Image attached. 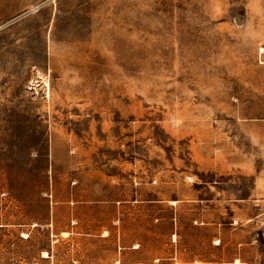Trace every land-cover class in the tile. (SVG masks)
<instances>
[{
	"label": "rangeland",
	"instance_id": "374dc122",
	"mask_svg": "<svg viewBox=\"0 0 264 264\" xmlns=\"http://www.w3.org/2000/svg\"><path fill=\"white\" fill-rule=\"evenodd\" d=\"M264 0H0V264H264Z\"/></svg>",
	"mask_w": 264,
	"mask_h": 264
},
{
	"label": "bare ground",
	"instance_id": "6f19581e",
	"mask_svg": "<svg viewBox=\"0 0 264 264\" xmlns=\"http://www.w3.org/2000/svg\"><path fill=\"white\" fill-rule=\"evenodd\" d=\"M264 52V50L262 51V53Z\"/></svg>",
	"mask_w": 264,
	"mask_h": 264
}]
</instances>
